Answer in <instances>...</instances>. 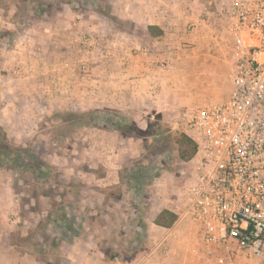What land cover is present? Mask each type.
Returning <instances> with one entry per match:
<instances>
[{
	"label": "crops",
	"instance_id": "0c3cea01",
	"mask_svg": "<svg viewBox=\"0 0 264 264\" xmlns=\"http://www.w3.org/2000/svg\"><path fill=\"white\" fill-rule=\"evenodd\" d=\"M208 1L91 0L89 18L63 2L67 11L64 18L44 20L36 31L27 29L18 34L13 48L0 54V125L10 136L13 129L19 132L12 137H29L35 125L55 109L116 110L130 117L141 131L157 118L170 123L172 106L163 99L165 86L171 82L169 68L180 57L177 49L181 42L191 38L184 33L185 24H193L192 29L210 27L211 23L200 20ZM103 2L111 16L101 12ZM149 25L158 27L161 35L152 36ZM22 68L23 77H16L14 73ZM230 89L231 82L228 96ZM77 134L87 141L88 167L103 168V174L96 177L102 189L119 185L124 156L136 157L142 150L141 137L124 135L114 128L83 126ZM103 196L71 197L72 201H65L64 209L56 213L61 217L59 240L53 246L56 264H262L259 258L232 248L206 254L203 247L195 245L186 219L177 218L170 228L155 225L153 220L162 209L171 211L170 199L147 223L148 230L156 233L151 252L129 260L118 257L107 252L108 246L114 247L111 239H102V234L110 232L108 224L102 228L109 229L102 231L98 223L114 215L118 219L114 204L125 201L107 193ZM4 208L0 210V264H49L32 252L17 249L10 238L14 224L5 218L12 210ZM47 213L54 214L42 210L41 216ZM182 223L184 229L178 228ZM50 232L46 225V235ZM41 245L49 250V243ZM220 257L223 263H218Z\"/></svg>",
	"mask_w": 264,
	"mask_h": 264
},
{
	"label": "rangeland",
	"instance_id": "374dc122",
	"mask_svg": "<svg viewBox=\"0 0 264 264\" xmlns=\"http://www.w3.org/2000/svg\"><path fill=\"white\" fill-rule=\"evenodd\" d=\"M90 1L0 0V54L13 48V40L18 34L27 29L36 31L42 27L44 20L64 18L67 11L63 2L89 18L93 8ZM103 8L101 12L111 16L105 2ZM118 27L121 28V25ZM129 28L137 30L134 26ZM9 29L18 32L13 40L5 32ZM184 33L191 38L184 39L177 49L180 57L175 66L169 68L171 82L165 86L163 96L172 106L168 112L170 123L162 122L165 125H162V135L139 133L142 150L136 157L124 156L119 185L107 188L103 194L101 190L104 188L98 187L96 179L103 174V168L88 167L85 161L87 141L80 138L75 125H64L63 119H73V115L55 109L35 125L29 137H12L19 132L13 129L9 132L10 136L5 131L10 141L23 147L25 154L21 160L0 161V210L4 207L5 210H12L5 218L8 223L14 224L10 238L19 251L32 252L49 264H56L57 253L53 246L59 240L61 220L56 213L64 209L65 201H72L71 197H106L103 195L113 191V197H120L125 203L114 204V214L119 211L118 219L114 215L104 219L105 223H98L102 231L110 228V232L101 233L104 241L109 237L111 240H108L114 243L113 249L108 246L107 252L128 260L147 256L151 252V241L156 233L148 230L147 223L188 178V161L178 159L177 146L172 141L173 135L180 132L177 128L179 111L188 105L218 103V100L227 98L230 88L233 43L227 27L214 23L209 28L199 26L192 29L186 23ZM21 67L20 64L18 68ZM14 74L23 77V68ZM128 169L132 173L130 179L125 173ZM136 179L141 186L138 189L135 187ZM42 210L54 214L41 216ZM107 224L109 228H102ZM46 225L51 230L49 235L45 233ZM138 225L142 226L141 230L135 227ZM184 226L182 223L178 228ZM43 243H49V250H44ZM239 257L246 259L243 254ZM260 260L263 264L264 260Z\"/></svg>",
	"mask_w": 264,
	"mask_h": 264
},
{
	"label": "built area",
	"instance_id": "2783aa9c",
	"mask_svg": "<svg viewBox=\"0 0 264 264\" xmlns=\"http://www.w3.org/2000/svg\"><path fill=\"white\" fill-rule=\"evenodd\" d=\"M200 20L229 31L231 89L224 101L179 111L195 152L171 211L206 254L232 248L264 260V0H209Z\"/></svg>",
	"mask_w": 264,
	"mask_h": 264
},
{
	"label": "trees",
	"instance_id": "16d2710c",
	"mask_svg": "<svg viewBox=\"0 0 264 264\" xmlns=\"http://www.w3.org/2000/svg\"><path fill=\"white\" fill-rule=\"evenodd\" d=\"M147 30L152 36L161 35L162 31L153 25H149ZM7 35H10V40H13L14 36L18 34L16 31H5ZM1 34V33H0ZM66 115H73V119L64 118V125H75L76 129H79L83 126H91V127H99V128H114L117 131L121 132V134H128L141 137L139 133H151L154 135H162L164 130H162V125H164L159 118L152 120L148 123V127L145 131H141L133 120L130 117H126L121 115L120 112L112 109H95V110H87V111H69L65 110L62 112ZM72 120V122H71ZM108 125V126H107ZM165 126V125H164ZM165 130H168V127H165ZM173 143L177 146V155L178 159L186 162L189 161L195 152V144L194 141L185 135L182 132H178L172 137ZM23 147L19 144H16L9 140L5 130L0 125V161L3 160H11V159H23L25 156L23 152ZM22 163L23 161H19ZM127 170V169H125ZM127 174V179L131 178L132 173L125 172ZM136 181L135 187L140 188V184L138 180ZM107 189H103V192H106ZM109 195L114 196V192L111 191L108 193ZM178 216L168 209H162L154 218L153 223L157 226L163 228H170ZM117 255V254H115Z\"/></svg>",
	"mask_w": 264,
	"mask_h": 264
}]
</instances>
